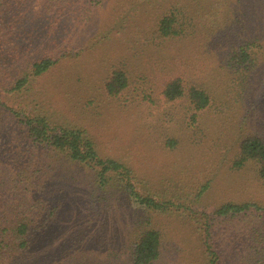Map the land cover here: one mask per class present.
<instances>
[{
  "label": "rangeland",
  "instance_id": "1",
  "mask_svg": "<svg viewBox=\"0 0 264 264\" xmlns=\"http://www.w3.org/2000/svg\"><path fill=\"white\" fill-rule=\"evenodd\" d=\"M185 5L188 0H8L0 7V217L39 214L33 206L40 198L46 210L57 209L28 253L0 264H68L74 252L65 238L75 232L89 253L122 251L134 229L133 209L84 212L91 201L82 192L83 170L27 137L24 122L38 116L83 130L102 158L133 171L140 192L171 202L166 214L155 217L165 242L156 264H208L202 248L205 216L227 203L264 209V184L253 168H232L241 140L264 135V60L239 89L225 82L212 54L199 55L196 30L182 39L158 40L156 22L171 7ZM45 58L54 66L31 76L32 64ZM173 68L215 95L195 123L184 101L168 102L160 94ZM121 69L128 71L131 88L112 97L106 83ZM23 77L27 84L14 89ZM138 80L150 98L135 90ZM240 91L244 96H237ZM61 184L67 187L64 197ZM254 224L263 226L259 220ZM231 226L218 224L221 262L246 264L240 260L246 247H238L235 236L240 231Z\"/></svg>",
  "mask_w": 264,
  "mask_h": 264
},
{
  "label": "trees",
  "instance_id": "2",
  "mask_svg": "<svg viewBox=\"0 0 264 264\" xmlns=\"http://www.w3.org/2000/svg\"><path fill=\"white\" fill-rule=\"evenodd\" d=\"M7 2L8 0H0V7L6 6ZM188 3L189 6L186 3L185 9L171 7L156 22L157 39H182L194 35L196 30L200 35L198 43L203 50L199 55L206 58L207 53L212 54L222 75L226 77L225 82L232 86L235 82V87L243 88L244 81L248 76H255L264 60V0H188ZM205 14L209 17L203 20ZM246 22L248 25L245 27ZM54 64L51 58L33 63L31 76L48 72ZM180 72L175 68L168 71L171 77L163 81L160 94L168 102L184 101L192 114L191 120L195 123L201 113L212 107L215 95L199 80H191L186 74L180 75ZM231 75L235 78L231 79ZM27 80V77L20 79L14 89L20 90L27 84ZM138 82L140 81L135 83V90H140L143 97L150 98L151 94H147L144 84ZM131 84L127 70L113 71L106 83V91L115 97L127 92ZM237 96L242 97L244 93L240 91ZM2 107L0 99V118ZM24 124L27 125V137L33 145L52 156L66 159L83 170L86 186L82 192L91 201L84 212L87 209L103 215L112 208V212L124 210L122 208L133 209L131 216L134 217V229L122 244V251L107 249L106 255H103L101 248L99 253H89L85 248L86 244L75 232L65 238L68 247H71L67 250L74 252L71 258L68 257V264H156L162 257L165 242L162 232L155 228V217L166 214L170 210L171 202L140 192L136 187L133 171L117 160L102 158L94 142L83 130L54 126L44 116L27 119ZM246 166H251L264 184V135L247 136L241 140L232 168L240 170ZM72 181L75 182V179L72 178ZM66 189L61 184V197H64ZM51 194L54 192L45 196ZM45 205V199L43 201L40 198L33 206L39 214L0 217L1 261L21 256L31 250L38 231L45 228L57 213L56 208L46 210ZM260 212H264V209L254 203H227L216 209L212 216H205L207 218L203 228L202 248L208 264H223L216 243L219 223L226 227L236 226L240 231L235 235L242 244L238 247H246L242 248L241 261L246 264H264V218H261ZM255 219L262 221L263 226L254 224L257 222ZM214 221H218L217 227L213 225ZM87 239L91 241L93 237Z\"/></svg>",
  "mask_w": 264,
  "mask_h": 264
}]
</instances>
